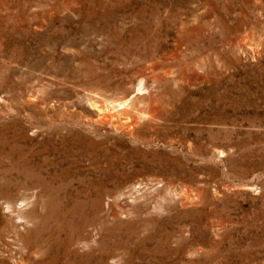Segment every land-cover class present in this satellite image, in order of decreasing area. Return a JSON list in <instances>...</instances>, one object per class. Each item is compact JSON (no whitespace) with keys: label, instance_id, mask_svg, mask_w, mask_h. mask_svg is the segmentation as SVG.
<instances>
[{"label":"rangeland","instance_id":"374dc122","mask_svg":"<svg viewBox=\"0 0 264 264\" xmlns=\"http://www.w3.org/2000/svg\"><path fill=\"white\" fill-rule=\"evenodd\" d=\"M0 264H264V0H0Z\"/></svg>","mask_w":264,"mask_h":264},{"label":"bare ground","instance_id":"6f19581e","mask_svg":"<svg viewBox=\"0 0 264 264\" xmlns=\"http://www.w3.org/2000/svg\"><path fill=\"white\" fill-rule=\"evenodd\" d=\"M127 102H128L127 100H126V102L125 101H121L117 105L125 106Z\"/></svg>","mask_w":264,"mask_h":264}]
</instances>
